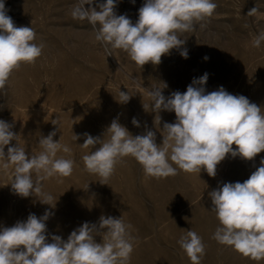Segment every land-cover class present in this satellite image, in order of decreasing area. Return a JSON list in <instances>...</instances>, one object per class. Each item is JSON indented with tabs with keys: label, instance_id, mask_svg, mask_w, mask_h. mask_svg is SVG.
Returning <instances> with one entry per match:
<instances>
[{
	"label": "rangeland",
	"instance_id": "obj_1",
	"mask_svg": "<svg viewBox=\"0 0 264 264\" xmlns=\"http://www.w3.org/2000/svg\"><path fill=\"white\" fill-rule=\"evenodd\" d=\"M215 2L218 6L206 26L197 25L194 32L181 37L186 39L182 48L188 50L187 59L180 50L172 49L162 56L160 64L149 62L141 68L126 52L116 50L107 57L103 48L92 42L91 25L70 15L76 0H5L10 9L7 14L16 26L32 27L37 34L35 42L42 41L45 47L35 64H23L13 72L6 85L7 95L0 94V120L14 123L12 130L21 135L19 143L28 154L40 151V137L57 131L54 141L61 136L60 143L71 149L57 156L72 159L75 164L72 175L63 178V183L54 178L43 182L44 192L53 197L52 203L56 202L55 208L34 195L25 198L14 194L11 170L0 172V227L26 221L30 213L40 217L49 210L53 213L46 222L49 242L51 235L66 241L84 222L98 223L101 215L123 214L136 238L130 264H191L177 243L189 229L196 231L206 245L202 264H258L212 239L219 222L211 211L208 193L225 182L243 183L260 166L264 151L250 161L227 156L217 165L215 177L203 170L199 174L178 169L175 176L161 179L146 176L142 165L127 156L104 185L100 177L85 170L82 160L95 148L79 146L84 143L83 133L103 139L113 119L133 136L144 134L146 125L156 133V143L161 144V131L154 125L156 113L142 107V103L150 102L148 91L166 83L165 97L174 91L183 93L204 73L209 74L207 92L223 86L230 94L244 95L264 108V44L256 48L251 43L264 28V18L257 23L256 16L247 15L256 6L264 14V0ZM143 3L117 0L116 14H126L135 23ZM205 56L209 59L204 60ZM119 91L129 93L127 103L117 101ZM159 115L160 129L165 122H175L174 112L161 111ZM57 117L60 130L51 123ZM134 117L140 127L132 124ZM73 134L81 138L74 141ZM95 239L100 242L101 237Z\"/></svg>",
	"mask_w": 264,
	"mask_h": 264
},
{
	"label": "clouds",
	"instance_id": "obj_2",
	"mask_svg": "<svg viewBox=\"0 0 264 264\" xmlns=\"http://www.w3.org/2000/svg\"><path fill=\"white\" fill-rule=\"evenodd\" d=\"M131 2L134 4L135 0ZM217 6L215 0H144L133 23L126 14H116L117 0H76L70 15L91 25L92 42L99 44L107 57L122 50L142 68L149 62L160 64L162 56L172 49L180 50L187 59L188 50L182 48L186 39L181 37L194 32L197 25L205 27ZM8 11L5 0H0V94L4 95L13 72L23 64H35L45 47L42 41L35 42L37 34L32 27H17ZM247 15L256 16L257 23L264 18L257 6ZM251 43L256 48L264 44V28ZM208 76L204 73L194 78L185 92L174 91L168 97L163 95L166 83L148 91L150 102L142 103V107L156 113L154 125L163 137L159 145L156 133L146 125L144 134L133 136L118 119L106 128L103 139L83 133L84 143L79 146L95 148L82 156L85 170L108 185L116 165L127 156L142 165L146 176L157 179L175 176L178 169L199 174L203 170L215 177L217 165L229 155L253 160L264 151V108L244 95L230 94L223 86L207 92ZM130 98L128 92L119 91L116 100L127 103ZM161 111L174 112L176 116L174 123L165 122L162 129ZM51 123L60 130L59 117ZM132 124L140 127L135 117ZM13 127L14 123L0 120V172L11 170L14 194L25 198L34 195L41 203L55 208L56 202L52 203L53 197L44 192L43 182L54 178L63 183V178L72 175L74 160L57 156L60 151L70 153L71 149L60 143L61 136L54 141V130L40 137L38 153L28 154L19 143L21 135ZM80 138L73 134L74 141ZM12 141L16 144L11 145ZM208 195L211 211L219 222L212 239L258 264L264 261V159L243 183L225 182ZM52 214L49 210L40 217L30 213L26 221L0 227V264H130L136 238L123 214L101 215L98 223L84 222L74 229L66 241L51 235L49 242L46 222ZM97 236L101 237L100 242L95 239ZM177 243L191 264H202L206 245L196 231L186 230Z\"/></svg>",
	"mask_w": 264,
	"mask_h": 264
}]
</instances>
